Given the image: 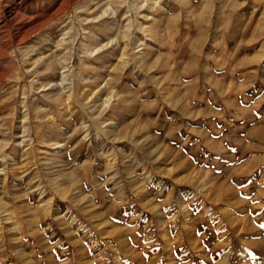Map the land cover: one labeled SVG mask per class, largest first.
Listing matches in <instances>:
<instances>
[{
    "label": "rangeland",
    "instance_id": "obj_1",
    "mask_svg": "<svg viewBox=\"0 0 264 264\" xmlns=\"http://www.w3.org/2000/svg\"><path fill=\"white\" fill-rule=\"evenodd\" d=\"M0 264H264V0H0Z\"/></svg>",
    "mask_w": 264,
    "mask_h": 264
}]
</instances>
